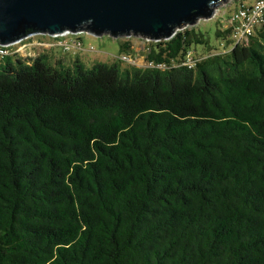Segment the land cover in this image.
I'll use <instances>...</instances> for the list:
<instances>
[{
  "label": "trees",
  "instance_id": "16d2710c",
  "mask_svg": "<svg viewBox=\"0 0 264 264\" xmlns=\"http://www.w3.org/2000/svg\"><path fill=\"white\" fill-rule=\"evenodd\" d=\"M122 63L0 55V264H264V25Z\"/></svg>",
  "mask_w": 264,
  "mask_h": 264
},
{
  "label": "water",
  "instance_id": "95a60500",
  "mask_svg": "<svg viewBox=\"0 0 264 264\" xmlns=\"http://www.w3.org/2000/svg\"><path fill=\"white\" fill-rule=\"evenodd\" d=\"M225 0H0V43L34 32L81 31L152 40L209 18Z\"/></svg>",
  "mask_w": 264,
  "mask_h": 264
},
{
  "label": "rangeland",
  "instance_id": "374dc122",
  "mask_svg": "<svg viewBox=\"0 0 264 264\" xmlns=\"http://www.w3.org/2000/svg\"><path fill=\"white\" fill-rule=\"evenodd\" d=\"M237 1L239 0L222 1L214 7V15L196 21L195 25L201 28L205 37L208 39L209 44L212 46L210 50H208L205 45L195 46L194 52L198 57L205 55L208 51L214 53L215 49L221 48L220 43L223 40L222 38L216 37L215 31L217 28L220 29L227 24L228 16L235 7ZM241 1L250 2L252 0ZM83 31L85 32H82L79 35L82 41V48L79 49V51H63L61 46H49L48 44L53 42V40L49 39L47 36L35 35L21 42L19 47L21 50L20 55L33 57L38 53H47L52 63H54L56 59H61L62 62L66 64L74 60L75 57H78L86 65L91 66L97 61L111 62L115 60L118 55H120V42L127 39L131 42L132 46V51L129 53L135 58H138L142 63V54L146 42L140 35L129 33L117 37H111L105 33L95 35L86 30ZM122 65L125 66L126 64L122 63Z\"/></svg>",
  "mask_w": 264,
  "mask_h": 264
},
{
  "label": "built area",
  "instance_id": "2783aa9c",
  "mask_svg": "<svg viewBox=\"0 0 264 264\" xmlns=\"http://www.w3.org/2000/svg\"><path fill=\"white\" fill-rule=\"evenodd\" d=\"M214 14L215 13H213V15ZM262 25H264V0H252L250 2H243L241 0L237 1L235 7L232 9L230 15L228 16L227 24L221 28L223 30L228 29V42L226 45H224V42L221 41V48L215 49V52H225L230 50L235 45L246 43L249 37L255 32V30ZM82 32L84 33L85 31L65 30L54 34H50L47 32H34L8 44L0 43V55L13 53L21 54V50L19 49L21 42L35 35L47 36L49 39L53 40V42L48 44L49 46H61V49L63 51H79V49L82 48V41L79 38V35ZM141 38H143L145 42L158 41L143 36H141ZM116 59L129 65L145 66L164 70L170 66L178 64L187 66L188 68H192L198 60V57L194 55V52L192 50H189L186 53L184 59L179 63H168L165 61L154 62L151 60H146L144 57L141 63L138 58H135L128 53H121Z\"/></svg>",
  "mask_w": 264,
  "mask_h": 264
}]
</instances>
